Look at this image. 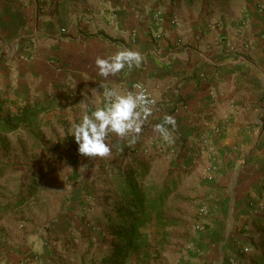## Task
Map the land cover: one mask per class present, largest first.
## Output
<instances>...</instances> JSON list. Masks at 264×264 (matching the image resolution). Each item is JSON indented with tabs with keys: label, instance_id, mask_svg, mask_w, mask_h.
I'll list each match as a JSON object with an SVG mask.
<instances>
[{
	"label": "crops",
	"instance_id": "crops-1",
	"mask_svg": "<svg viewBox=\"0 0 264 264\" xmlns=\"http://www.w3.org/2000/svg\"><path fill=\"white\" fill-rule=\"evenodd\" d=\"M121 48L141 52L144 60L105 81L95 59ZM105 83L128 91L140 83L156 105L135 144L110 134L111 156L87 158L69 129L83 114L80 102L90 114L97 101L93 89L102 91ZM47 101L58 107L42 123L65 121L67 143L50 154L62 153L54 166L68 172L61 200L70 202L69 227L60 233L67 229L74 236L68 245L39 238L38 247L35 239L25 249L4 248L0 264H84L101 251L103 237L102 253L109 252L111 227L104 216L118 199L112 174L142 166L146 185L173 189L164 218L176 222L165 230L169 243L148 264H259L264 0H0L3 113ZM165 116L176 121L173 145L153 131ZM204 138L209 151L201 148ZM199 208L205 216L193 210Z\"/></svg>",
	"mask_w": 264,
	"mask_h": 264
},
{
	"label": "rangeland",
	"instance_id": "rangeland-1",
	"mask_svg": "<svg viewBox=\"0 0 264 264\" xmlns=\"http://www.w3.org/2000/svg\"><path fill=\"white\" fill-rule=\"evenodd\" d=\"M64 122L54 124L48 120L37 128L0 133V250L12 246L25 249L35 239L38 247L39 238L53 243L62 241L64 245L72 241L74 235L67 229L60 233L64 227H69L66 206L70 202L61 200L62 181L68 172L54 166L62 153L58 156L57 151L50 154L56 145L59 147L62 142L67 143L62 127ZM193 210L197 213L198 209ZM76 216L81 218L80 213ZM105 240L104 237L100 240L101 251L96 256L103 254ZM168 241V238L164 239L161 246L151 249L150 259H156L158 250L162 251ZM149 260L144 264H148ZM72 264H79V261L75 260ZM131 264L137 263L134 261Z\"/></svg>",
	"mask_w": 264,
	"mask_h": 264
},
{
	"label": "trees",
	"instance_id": "trees-1",
	"mask_svg": "<svg viewBox=\"0 0 264 264\" xmlns=\"http://www.w3.org/2000/svg\"><path fill=\"white\" fill-rule=\"evenodd\" d=\"M58 107L53 102H26L16 111L3 113L0 105V133H13L19 129L40 127L44 116ZM147 169H118L112 174L113 187L118 195L114 212L104 216L111 227L106 236L111 249L100 256H92L84 264H144L150 259V250L161 246L167 237L166 228L175 221L166 220L164 211L172 188L145 184ZM264 238V235H263ZM259 264H264V250Z\"/></svg>",
	"mask_w": 264,
	"mask_h": 264
},
{
	"label": "clouds",
	"instance_id": "clouds-1",
	"mask_svg": "<svg viewBox=\"0 0 264 264\" xmlns=\"http://www.w3.org/2000/svg\"><path fill=\"white\" fill-rule=\"evenodd\" d=\"M144 60L141 52L121 48L108 57H97L95 66L98 74L107 81L126 67H139ZM102 91L96 92V105L89 114L88 104L80 102L83 114L79 122L73 121L70 133L78 145L80 155L87 158H108L112 149L107 143L110 134H114L128 144H135L142 131L143 125L152 114L155 101L144 90L143 85L137 83L135 91L120 89L118 86L102 84ZM176 121L172 116H165L163 121L154 126L153 131L168 145L175 143L173 133Z\"/></svg>",
	"mask_w": 264,
	"mask_h": 264
},
{
	"label": "built area",
	"instance_id": "built-area-1",
	"mask_svg": "<svg viewBox=\"0 0 264 264\" xmlns=\"http://www.w3.org/2000/svg\"><path fill=\"white\" fill-rule=\"evenodd\" d=\"M65 30L62 29V32H64ZM144 87V86H143ZM144 90L147 92V94L150 96V98H152L154 101L155 99L152 97V95L150 94V92L148 91V89L146 87H144ZM134 91H135V85H134ZM156 105V101L153 105V107ZM201 148L202 150L204 151H209L211 149V145H210V139L209 138H204L201 142ZM207 213L206 209L205 208H199L197 210V215L202 217V216H205ZM194 229L197 231V230H200L201 229V226L200 225H196L194 227ZM250 253V249L248 247H243L242 250H241V254L242 256H248V254ZM236 262H232V264H235Z\"/></svg>",
	"mask_w": 264,
	"mask_h": 264
}]
</instances>
